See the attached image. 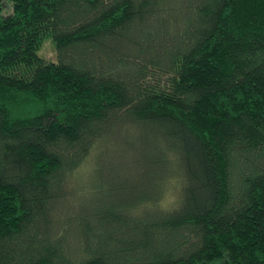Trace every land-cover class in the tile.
<instances>
[{"label":"trees","instance_id":"obj_1","mask_svg":"<svg viewBox=\"0 0 264 264\" xmlns=\"http://www.w3.org/2000/svg\"><path fill=\"white\" fill-rule=\"evenodd\" d=\"M0 264H264V0H0Z\"/></svg>","mask_w":264,"mask_h":264},{"label":"rangeland","instance_id":"obj_2","mask_svg":"<svg viewBox=\"0 0 264 264\" xmlns=\"http://www.w3.org/2000/svg\"><path fill=\"white\" fill-rule=\"evenodd\" d=\"M38 55L47 61L57 62V53L52 40H46L38 51ZM93 179L98 181L99 176L95 175L93 176Z\"/></svg>","mask_w":264,"mask_h":264}]
</instances>
